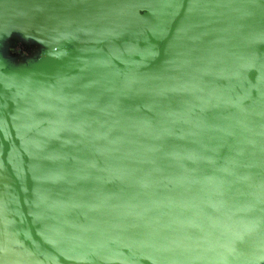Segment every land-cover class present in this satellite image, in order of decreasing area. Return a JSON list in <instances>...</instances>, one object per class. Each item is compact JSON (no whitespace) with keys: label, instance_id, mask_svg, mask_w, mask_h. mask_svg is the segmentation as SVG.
I'll use <instances>...</instances> for the list:
<instances>
[{"label":"water","instance_id":"obj_1","mask_svg":"<svg viewBox=\"0 0 264 264\" xmlns=\"http://www.w3.org/2000/svg\"><path fill=\"white\" fill-rule=\"evenodd\" d=\"M11 35L0 264H264V0H0Z\"/></svg>","mask_w":264,"mask_h":264},{"label":"rangeland","instance_id":"obj_2","mask_svg":"<svg viewBox=\"0 0 264 264\" xmlns=\"http://www.w3.org/2000/svg\"><path fill=\"white\" fill-rule=\"evenodd\" d=\"M30 53H33L30 43L26 44L18 35L5 37L0 43V58L8 59L10 62L19 63L22 57H27Z\"/></svg>","mask_w":264,"mask_h":264}]
</instances>
